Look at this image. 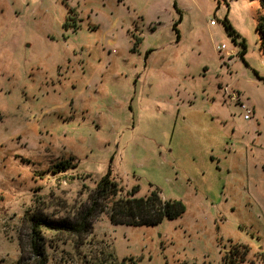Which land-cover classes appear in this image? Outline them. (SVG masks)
<instances>
[{
    "label": "rangeland",
    "instance_id": "rangeland-1",
    "mask_svg": "<svg viewBox=\"0 0 264 264\" xmlns=\"http://www.w3.org/2000/svg\"><path fill=\"white\" fill-rule=\"evenodd\" d=\"M260 17V0H0V264H37L32 215L47 264H264ZM108 169L184 213L43 224L79 218Z\"/></svg>",
    "mask_w": 264,
    "mask_h": 264
},
{
    "label": "trees",
    "instance_id": "trees-1",
    "mask_svg": "<svg viewBox=\"0 0 264 264\" xmlns=\"http://www.w3.org/2000/svg\"><path fill=\"white\" fill-rule=\"evenodd\" d=\"M260 4L261 8L264 9V0H260ZM224 26L230 36H238L226 18ZM174 29L179 41L180 37L176 24L174 25ZM256 30L259 34L260 50L264 52V17L258 19ZM241 44L244 48L243 55L245 53V44L244 42ZM67 168L63 164L57 166L56 170L60 172L65 171ZM137 193L138 186H133L128 193L122 194L119 182L111 176V172L108 169V172L97 181L89 199V207L79 218L75 221H62L53 224L44 222L43 224L55 231L61 230L62 232L66 231L73 235H79L90 230V220L99 206L108 210V219L111 224L126 226H154L164 219H177L185 211V206L180 200H167L163 198L158 188L152 187L145 196H135ZM30 219L32 223L29 245L32 256L34 259L36 258L37 264H47L48 258L41 251L36 234V231L41 227V223L35 215H32ZM243 252H246L244 247Z\"/></svg>",
    "mask_w": 264,
    "mask_h": 264
},
{
    "label": "built area",
    "instance_id": "built-area-1",
    "mask_svg": "<svg viewBox=\"0 0 264 264\" xmlns=\"http://www.w3.org/2000/svg\"><path fill=\"white\" fill-rule=\"evenodd\" d=\"M211 24H213V22H211ZM224 48H225L224 45L216 46V50L218 52H221ZM222 90H223V93L225 94L226 98L230 102H234L235 104H237L239 106V109L243 113V118L245 120L250 119L251 115L253 114V110L245 102H243L239 99V94L230 90V88L227 85L224 86L222 88Z\"/></svg>",
    "mask_w": 264,
    "mask_h": 264
}]
</instances>
